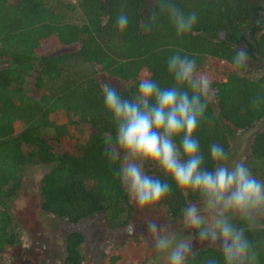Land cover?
Returning <instances> with one entry per match:
<instances>
[{"label":"trees","instance_id":"16d2710c","mask_svg":"<svg viewBox=\"0 0 264 264\" xmlns=\"http://www.w3.org/2000/svg\"><path fill=\"white\" fill-rule=\"evenodd\" d=\"M258 1L0 0V264H14L26 253L21 223L9 203L30 164L50 166L41 184L44 214L74 223L104 212L113 229L129 224L134 206L120 181L121 158L109 155L116 145L114 123L102 103L105 82L128 97L146 76L170 86L168 58L189 56L214 91L203 98L206 106L194 134L205 164L211 167L207 156L214 143L230 156L233 135L264 119V66H249V58L264 63ZM171 5L195 14L190 31L176 32ZM121 15L128 17L124 30L117 23ZM75 44L70 51H46ZM244 163L264 179V127L253 135ZM148 172L169 185L159 201L172 220H184L185 209L199 204L196 194L180 190L151 162ZM236 227L249 244L246 264H264V224L240 218ZM83 244L81 233L70 234L65 264L84 261ZM7 250L12 261L4 260ZM184 264H224L221 248L202 246Z\"/></svg>","mask_w":264,"mask_h":264},{"label":"clouds","instance_id":"9594fccd","mask_svg":"<svg viewBox=\"0 0 264 264\" xmlns=\"http://www.w3.org/2000/svg\"><path fill=\"white\" fill-rule=\"evenodd\" d=\"M169 17L178 34L192 29L196 22L194 13H185L175 5L169 7ZM118 27L124 30L128 17L121 15ZM243 61V52L237 62ZM171 78L170 86H162L150 76L141 78L135 93L123 95L110 82L102 85V103L111 117L116 148L109 150L113 160H118L117 149L122 152L120 181L129 197L139 206L155 204L169 191V185L159 176L150 174L146 162L171 178L182 191L197 195L200 207L192 204L183 213L189 227L199 229L204 238L219 240L224 264H246L249 244L244 231L234 225L232 218L239 216L249 221L254 213H264V179L252 174L243 161L229 162L225 148L211 144L205 156L195 132L205 110L210 80L197 69L196 61L176 53L166 62ZM208 213L211 222L206 221ZM157 231L155 223L150 225ZM156 247L172 249L170 264H184L189 244L169 234H160Z\"/></svg>","mask_w":264,"mask_h":264},{"label":"rangeland","instance_id":"374dc122","mask_svg":"<svg viewBox=\"0 0 264 264\" xmlns=\"http://www.w3.org/2000/svg\"><path fill=\"white\" fill-rule=\"evenodd\" d=\"M260 1V0H259ZM77 48L75 45H59L48 48L46 51L55 54L64 51H70ZM3 63H0V66ZM249 66L261 67L264 63L257 64L255 60L249 59ZM101 78L105 81L104 75L101 73ZM31 81V87L34 94L38 97L39 91L34 87ZM207 95L213 97L214 91L209 87ZM84 128L89 125L80 123ZM264 127V119L258 122L253 128L244 131L236 132L232 137V147L229 156V162L243 161L249 158L250 145L253 135ZM116 148V147H115ZM57 149H61L57 146ZM117 153L123 162V155L117 149ZM149 163L144 164V168L148 171ZM50 166L46 164H30L24 171L22 187L18 195L10 201L9 206L11 212L17 217L22 226L21 233V248L26 250V253L20 259H14V264H39L42 258L40 244L45 239V234L55 236L56 231L62 225V219L44 214L41 209V184L43 176L49 171ZM134 213L126 228H116V235L108 242L100 246V253L97 249H89L84 244L85 259L81 264H170L169 256L171 248L161 251L156 247V239L160 234H169L177 240L186 241L189 244L188 254L202 246H217L222 247L219 240L213 241L211 237L204 238L200 235L197 228L189 227L184 220H172L166 211L165 206L160 202L141 207L134 200ZM200 207V204H196ZM206 216V221L211 222V216L208 213H202ZM255 218L260 224H264V213H254ZM241 217L232 218V222L237 226V222ZM98 221L96 225H100ZM155 223L157 231L153 232L150 225ZM40 232L41 238L37 237ZM50 232V233H48ZM60 242V239L56 238ZM42 253V254H41ZM100 254V255H99ZM4 260L12 261L10 251L4 252Z\"/></svg>","mask_w":264,"mask_h":264},{"label":"flooded vegetation","instance_id":"af4514ba","mask_svg":"<svg viewBox=\"0 0 264 264\" xmlns=\"http://www.w3.org/2000/svg\"><path fill=\"white\" fill-rule=\"evenodd\" d=\"M258 2L262 8L259 11L260 16L258 17V21H256V23L257 25L259 24L264 25V0H260ZM251 33H252V29H248L247 34L250 40H251ZM223 35L224 34L221 33L220 36L223 37ZM98 221L100 222L99 226L96 225ZM74 223L75 226L71 228L70 222H67L64 219L62 220V225L58 228V231H56L57 233H55V236L52 235V237H54V239L58 237H61L63 239L65 238L63 241L64 242L63 245L55 249L54 246L49 244V240H47L45 242L48 243L47 245H45L47 255L45 256L44 261L39 260V264H65L66 259L68 257L69 236L74 232L81 233L84 237V244L86 245L89 244L88 245L89 249L90 247L91 249L92 247L97 249L98 253H100L101 251L99 247L100 246L106 247L103 246L105 242H108L117 233L115 229L111 228L108 225V223L105 222V219L103 218L102 214H93L89 217L83 218L80 221ZM126 227H121V228H126ZM58 259H61V261H58Z\"/></svg>","mask_w":264,"mask_h":264},{"label":"crops","instance_id":"0c3cea01","mask_svg":"<svg viewBox=\"0 0 264 264\" xmlns=\"http://www.w3.org/2000/svg\"><path fill=\"white\" fill-rule=\"evenodd\" d=\"M60 219V218H59ZM63 220V219H62ZM48 233H50V232H48ZM49 236H50V238H49ZM37 237L38 238H41V234H40V232H38L37 233ZM45 239L43 240V242L40 244V247H41V251H43V255H42V258H45V256L47 255V252H46V248H45V245H47L48 243H45L47 240H49V244L50 245H52V246H54V248L56 249V248H59V247H61L62 245H63V241H64V239L63 238H61V237H58V239H60V242H59V240L57 241L56 239H54V237H52V235H51V233L50 234H45ZM63 239V240H62ZM86 245V244H85ZM89 245V244H88ZM87 245V246H88ZM83 248H84V244H83ZM42 254V253H41ZM20 258H22V257H19V258H16V259H20ZM41 261V260H40ZM58 261H61V259H58Z\"/></svg>","mask_w":264,"mask_h":264},{"label":"water","instance_id":"95a60500","mask_svg":"<svg viewBox=\"0 0 264 264\" xmlns=\"http://www.w3.org/2000/svg\"><path fill=\"white\" fill-rule=\"evenodd\" d=\"M222 33L224 34V35H223V37H224V36H225V32L223 31ZM0 67H2V65H1ZM94 214H102L103 218L105 219V222L107 223L106 215H105L104 212H101V213L96 212V213H94ZM74 226H75V223H71V228H73Z\"/></svg>","mask_w":264,"mask_h":264}]
</instances>
